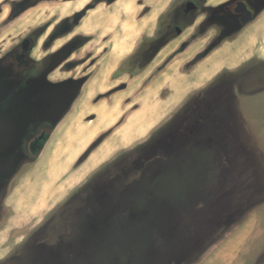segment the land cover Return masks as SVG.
Returning <instances> with one entry per match:
<instances>
[{
    "label": "rangeland",
    "instance_id": "rangeland-1",
    "mask_svg": "<svg viewBox=\"0 0 264 264\" xmlns=\"http://www.w3.org/2000/svg\"><path fill=\"white\" fill-rule=\"evenodd\" d=\"M186 1L0 0V72L28 68L18 52L68 78L39 152L0 163V264H264V6L247 0L244 26L226 9L235 0H192L188 15ZM180 100L192 124L208 111L216 120V102L236 109L220 122L203 200L175 215L160 183L136 181L168 167L170 125L155 128ZM77 222L97 229L96 246L69 239ZM142 228L151 234L138 238Z\"/></svg>",
    "mask_w": 264,
    "mask_h": 264
},
{
    "label": "crops",
    "instance_id": "crops-1",
    "mask_svg": "<svg viewBox=\"0 0 264 264\" xmlns=\"http://www.w3.org/2000/svg\"><path fill=\"white\" fill-rule=\"evenodd\" d=\"M178 92V91H177ZM177 101L172 105V110L170 115L160 117L157 120V126L155 129H162L167 123L170 125V152L168 153V167L165 165L163 169L157 168L155 171V180H137L136 183L138 186H145L149 183L153 182L161 184V189L166 190L163 192L164 194L160 195L161 199L166 198V205H168V210L170 212H174L175 215H178L177 208L172 207L179 204H192V199L195 195L202 196V200L204 198V188L209 186L210 177H207L209 173V160H211L212 156H220L218 150L222 149L220 145V139L222 136V131L220 128V122L223 120H228V118H235V109L236 102H216L214 107L212 106V110H214V115L217 114L218 118L213 120L212 115H210V111L206 112L205 120L197 121L192 124L189 123V116H184L185 108L189 103V100ZM181 103V104H180ZM211 109V107H208ZM229 109V110H228ZM233 109V111L231 110ZM213 115V116H214ZM203 118H205V114L203 113ZM175 125H178L176 129ZM142 140L138 141L137 145ZM220 146V147H219ZM226 148V147H225ZM216 153V154H215ZM222 154V153H221ZM165 174H167L165 176ZM175 182V186L169 184V180ZM160 186V185H159ZM155 187V186H154ZM157 188V187H155ZM180 190V191H177ZM203 191V192H202ZM163 195V197H162ZM194 195V196H193ZM144 198V197H142ZM179 199L180 201H177ZM88 205L93 206V198L85 199ZM146 203V202H145ZM156 203V202H155ZM162 203V202H158ZM109 204V203H107ZM92 209V207H90ZM182 214V213H180ZM190 214L188 212L186 215ZM83 221V220H82ZM79 222V221H78ZM77 222V223H78ZM88 225L84 228V230L78 228L80 227L79 223L74 226L71 230V234L69 235V239H73V241L81 242V236L85 237L86 242H84V246H89L95 244V246L99 243L97 242V237H99V233L94 226H91V223H87ZM150 230V231H149ZM147 234H151V229H140L137 236L138 238L148 237ZM87 237V238H86ZM90 239V242H88ZM93 240V242H92ZM102 242V241H101ZM89 243V245H88ZM82 245V242H81ZM83 246V245H82ZM81 247V246H80ZM94 247L91 246V249ZM148 246L144 244H139L138 246L133 247V251L136 249L139 252L149 251ZM145 249V250H144ZM94 250V249H93ZM51 261H46L45 264H57L58 260L55 255L49 256ZM129 258V256H128ZM131 258V257H130ZM141 258V257H140ZM138 259V262L140 261ZM134 259V257H133ZM136 262V261H132ZM74 263V262H72Z\"/></svg>",
    "mask_w": 264,
    "mask_h": 264
},
{
    "label": "flooded vegetation",
    "instance_id": "flooded-vegetation-1",
    "mask_svg": "<svg viewBox=\"0 0 264 264\" xmlns=\"http://www.w3.org/2000/svg\"><path fill=\"white\" fill-rule=\"evenodd\" d=\"M190 3L192 6H189ZM260 5L264 6V0L260 1ZM198 8L194 1L187 0L183 13L188 15ZM226 9L232 10L237 21L244 26L254 17V11L248 6L247 0H235L232 8L227 5ZM243 20L248 21L244 23ZM159 28L158 26L155 38L161 41V35L167 28L158 30ZM175 31L177 34L182 33L179 26H175ZM169 42L170 39L165 45ZM21 46L23 51L31 50L32 40H24ZM178 53L182 54L177 52L174 59ZM11 56L18 63V67L27 65L28 68L11 74L0 72V163L3 158L18 156L19 152L24 153V148L30 153H38L46 139L45 126L55 124L59 113L66 106V85L62 81L68 78L55 81L47 71L40 72L36 64L25 59L22 54L13 52ZM144 67L133 75L143 72ZM40 77H44L40 80L41 84L37 82Z\"/></svg>",
    "mask_w": 264,
    "mask_h": 264
},
{
    "label": "water",
    "instance_id": "water-1",
    "mask_svg": "<svg viewBox=\"0 0 264 264\" xmlns=\"http://www.w3.org/2000/svg\"><path fill=\"white\" fill-rule=\"evenodd\" d=\"M189 6H192L191 3L189 4ZM248 20H243L244 23H246Z\"/></svg>",
    "mask_w": 264,
    "mask_h": 264
},
{
    "label": "bare ground",
    "instance_id": "bare-ground-1",
    "mask_svg": "<svg viewBox=\"0 0 264 264\" xmlns=\"http://www.w3.org/2000/svg\"><path fill=\"white\" fill-rule=\"evenodd\" d=\"M127 11V10H126ZM158 13V12H157ZM154 15V14H153ZM140 32V31H139ZM87 166V165H86ZM54 179V178H53ZM62 186V185H61ZM61 189V188H60ZM63 190V189H62ZM43 193V192H42ZM45 194V193H44ZM46 196V195H45ZM45 198V197H44Z\"/></svg>",
    "mask_w": 264,
    "mask_h": 264
}]
</instances>
